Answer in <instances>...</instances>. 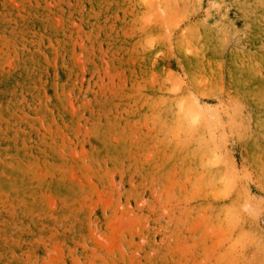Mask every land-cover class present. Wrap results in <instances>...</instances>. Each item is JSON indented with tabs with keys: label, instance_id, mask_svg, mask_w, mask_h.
I'll return each mask as SVG.
<instances>
[{
	"label": "rangeland",
	"instance_id": "obj_1",
	"mask_svg": "<svg viewBox=\"0 0 264 264\" xmlns=\"http://www.w3.org/2000/svg\"><path fill=\"white\" fill-rule=\"evenodd\" d=\"M0 264H264V0H0Z\"/></svg>",
	"mask_w": 264,
	"mask_h": 264
}]
</instances>
